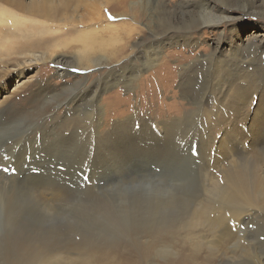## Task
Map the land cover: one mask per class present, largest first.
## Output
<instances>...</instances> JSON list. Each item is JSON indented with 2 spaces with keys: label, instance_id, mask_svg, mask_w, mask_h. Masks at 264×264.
Wrapping results in <instances>:
<instances>
[{
  "label": "rangeland",
  "instance_id": "374dc122",
  "mask_svg": "<svg viewBox=\"0 0 264 264\" xmlns=\"http://www.w3.org/2000/svg\"><path fill=\"white\" fill-rule=\"evenodd\" d=\"M157 2L163 8H153ZM177 2L138 0V31L141 32L136 50L140 65L137 63L138 74L129 70L122 78L108 75L107 83L101 84V97L95 104L104 106L106 114L97 134L93 129L94 121L81 117L80 112L73 109L75 105H68L72 104L71 95L78 94L85 86H95L99 78L97 71L89 74L87 83L81 82L82 77L77 72L74 77L60 78L62 67L49 61L44 72H40V66L19 73L15 71L7 78L3 89L0 85V100L16 93L23 82L31 86L26 93L17 96L16 102L21 104L12 120L8 119L14 123L0 125V161L4 163L0 168L15 170L14 173L0 171V186L6 184L2 197L16 204L12 216L4 214L7 209L0 210V264H41L45 257L58 264H71V259L76 264H116L117 261L119 264H264L263 211L245 219L224 245L215 243L214 232L200 224L203 220L189 225L187 233L182 229L183 222L193 216L191 210L195 204L210 203L214 199L207 192L211 190L214 177H222L223 171L237 164L249 170L254 163L251 162L253 153L264 166V139L257 142L255 151L249 147L247 138L246 143L240 144L219 133L226 129L224 126L234 125L236 121L229 112L232 108L229 97L225 98L231 107L225 110L228 125L226 118L221 116L224 111L218 99L227 86L217 77L216 65L208 60L212 48L220 40L222 50L216 57L224 62L229 75L234 74L233 65L241 56L228 59L231 43H240L251 34H259L258 40L264 45V0H224V3L208 0L216 9L231 10L233 18L222 29L201 27L188 35V42L165 40L163 60L157 67L147 69L143 66V54L154 45L146 26L156 28V25L161 32L166 30L168 37L178 33L175 29L182 26V22L173 14L183 13L178 10ZM164 6L166 11L162 14ZM142 7L151 16L149 22L142 15ZM12 57L18 58L16 63L26 60L19 55ZM12 65L9 68H13ZM255 65L264 69L261 61ZM72 68L65 67L70 72ZM36 73L40 76L34 82H26ZM135 75L138 78L133 80ZM75 81H79L78 87L74 85V89L60 96L49 93L48 101L33 102L37 85L42 91L52 87H58L59 91L65 82ZM239 84H242L240 80L230 83L228 96L241 86ZM259 97L251 100L249 109H253ZM189 99L200 104L209 102L204 113L209 119H202V124L196 126L209 131L208 138L187 129L184 114L195 109ZM243 111L241 120L246 113ZM215 112L218 120L213 117ZM37 113H44L39 122L35 117ZM50 115L54 116L46 118ZM16 119L20 120L15 122ZM117 119H127L130 124L117 133L119 136L107 137L105 133L110 130L112 134L117 132L111 129L112 121ZM163 122L165 125L169 122L166 134H163ZM33 138L34 142L29 143ZM220 141L226 145L220 150L223 155L216 152ZM16 142H22L17 149L13 145ZM24 143L37 146L30 156L18 153ZM193 149L197 155H193ZM218 153L221 157H217ZM259 172L263 177L261 170ZM37 185L44 190L41 199L32 191ZM159 227H167V234L157 232L162 238L151 243V236ZM67 245L90 248L82 255H72L74 252L70 251L57 262L51 248L61 249ZM35 252H39L37 257L33 256Z\"/></svg>",
  "mask_w": 264,
  "mask_h": 264
},
{
  "label": "bare ground",
  "instance_id": "6f19581e",
  "mask_svg": "<svg viewBox=\"0 0 264 264\" xmlns=\"http://www.w3.org/2000/svg\"><path fill=\"white\" fill-rule=\"evenodd\" d=\"M217 1L224 3V0ZM177 3L180 5L178 10L183 13L178 14L176 11L173 14L175 18L178 16L182 22V26L175 29L178 33L175 32L168 37L166 30L165 32H161L156 25H154L156 28H151V26L148 25L146 26L147 30L152 35L153 43H151L154 45L152 50H147L145 55L143 54V66H146L147 69L154 68L155 66L157 67L163 60L165 40L177 43L175 39H179L178 41L188 42V35H191V33H194V31L199 30L201 27L208 26L222 29L223 26L233 18V14L230 12L231 10L229 11L226 7L216 9L215 6H211L208 0H178ZM140 4H142L141 1ZM160 4V2H157L156 6L152 7L156 10L161 9L163 5L160 7ZM142 9V15H144L146 21L149 22L151 16L145 13L144 7H142ZM163 11H166L165 6L161 11L162 14H165ZM156 18L159 20L160 17ZM201 21H203V23H200ZM158 25L161 26V23H158ZM140 33L141 32L138 31V0H0V85H3L1 89L6 86L7 78L12 73H15V71L19 73L28 68L40 66V72H44L46 62L49 61H54L55 64L62 67L60 70L61 74H58L60 78L67 76L71 78L79 73L82 77L81 82L87 83L86 79L88 76H91L89 74H93L97 71L96 73L99 78L95 86L88 85L83 87L78 94L71 95V97H73L70 99L72 100V104L68 103L71 107L75 105L73 109L76 108V111L80 112L81 117L89 118L94 121L95 127H93V129L97 134L99 128L105 122L106 114L104 106L95 104L101 94V84L107 83L108 75L110 77L119 75L120 78H122L124 77V73L129 70L130 73L138 74L136 68L139 65V59L136 55V50H138V35ZM258 35L259 34H251L245 38V40L241 41L242 43H231L233 47L230 49L232 51L227 55L229 56L228 59L241 56L238 59L236 58L237 62L233 65V67H235L234 74L229 75V70L225 67L224 62L219 61L216 57L222 50L219 46L220 40H218L215 47L212 48L208 59L216 65V69H218L215 70L217 72V77H221L227 86L224 91L220 92V98L218 99V101L221 102L220 108L224 111L223 115L221 113L219 114L226 118L225 123L228 125L229 117H227L226 111H228V108L232 107L229 112L236 121L234 125L232 124L230 126H224V123H222V126H224V128L226 127V129L218 132L221 136H225L224 138L231 137L240 141V144L246 143L245 138H247L250 144L249 147L251 149L254 148L253 150H255L256 145H258L257 142L264 139V73L260 72V70L264 69L255 65L256 62L261 61L263 62L261 66L264 68V45L258 40ZM157 36L159 37L156 38ZM13 54L22 56L26 60H24L23 63H16V61L19 60L17 57H12ZM10 65H12L13 68H9ZM66 66L76 68L78 71H75V73L73 71L70 72L65 69ZM224 68L227 69L224 70ZM35 75L37 77H29L26 82H34L35 79L40 76L37 73ZM226 75H228V77H225ZM230 76H233L234 80L233 78L230 79ZM137 78L138 75H135L133 80ZM99 79L101 81H99ZM235 80H240L242 84H239L241 86H239L237 90L234 89L235 92L228 96L231 86L230 83L232 84ZM223 82L220 83V85H222ZM21 84L18 85L19 87L17 86L18 88L16 87V93L6 95L0 100V125H4V127L14 123V121L11 120L14 114H16L15 112L18 111L17 106L21 104L20 102H16L17 96L21 92L26 93L31 87L25 82ZM74 85L78 87L79 81L69 84L65 82L64 88L62 87L59 91L57 90L58 87H52L51 89L45 88L42 91L41 87L37 85L35 95L33 96V102L37 103L39 99L41 101L42 99L48 101V97L46 96L49 93L60 96L62 92L74 89ZM258 95L260 96L258 103L253 106V109H249L251 100L258 97ZM87 96L90 98L88 99ZM227 97L231 100V107L227 105L228 101H225ZM13 103L16 104L12 107ZM78 103L79 105H77ZM190 103L195 106V109L184 114V119L188 125L187 129L192 131L195 135L208 138L209 131H204L205 129L203 130L201 127L196 126L202 124V119H209V116L204 115L205 109L209 107V102L200 104V102L195 103L190 101ZM69 106H67L66 109H69ZM245 109L247 110L245 111ZM242 110L246 113L244 117L242 116L241 120L240 113ZM54 115L47 116L46 118L51 119ZM208 115L212 114L209 113ZM35 117L39 122V120H42V117H44V113H37ZM213 117L218 120V114L216 112ZM19 120L20 119H16L15 122ZM165 123L166 122L161 123L163 130H165L163 134L168 133L167 126L169 122L167 125H165ZM129 124L130 122H128L127 119L124 121L120 119L113 120L111 129L113 132H117L112 134L110 130L105 134L107 137L113 135V137L119 136L120 134L117 133L124 130ZM31 142H34V138L32 141H29V143ZM17 144V142L13 144L14 147L16 146V149L20 146V144ZM224 146L226 145L220 141L216 152L224 150ZM36 147L37 146L32 147L30 144L26 145L24 143L20 147V150H18V153H29L30 156V153ZM220 153L222 154V151H220ZM218 154L217 157H221V155ZM251 160V162L254 163L253 165L251 163L252 167L249 170L243 169L241 165L237 164L238 166H234L235 168H230V170L226 172L223 171L221 173L223 175L222 177H214L213 185L210 184L211 190H207L208 194L213 196L214 199L209 201L210 203L206 201L202 202L201 200L202 203L195 204V207L193 206L194 209L191 210L192 213L190 212L193 216L191 217L189 214L190 217L188 216L189 218L183 222L184 227L182 229H185L186 233L189 225H192V223L196 221L203 220L200 224L214 232L213 234L216 237L215 243L224 245L226 243L225 241L233 236L237 226L245 222V219L249 220L252 216L257 215L258 212H264V166L262 160L258 159V155L255 153L252 154ZM3 164L4 163L0 161V165ZM260 170L263 173V177H260ZM5 189L6 184L2 183L0 186V210L5 208L7 210L4 214L12 216L15 214L16 204L12 199L9 200L2 197V193ZM32 191L40 199L42 195H44V190L41 185H37ZM187 212L189 213V211ZM166 229L167 227H159L155 229L158 230L156 232L152 230L151 232L154 231L155 233L151 236V243L159 242L162 236L157 232H161L162 235H165L167 234ZM195 230L197 229L195 228ZM151 232H149V236ZM234 245H236V243ZM89 248L90 247L67 245L61 249L51 248L50 250L46 248L45 251L49 252L50 250V252H55L56 254L53 257L60 263V261L64 259V254L68 253L69 255L70 251H73L74 253L72 255H82L83 253H88ZM45 251L42 252L45 253ZM33 254V256L36 255L35 257H37L39 252ZM71 260L73 261L71 264L77 263L74 259ZM41 264L58 263L51 262L45 257L41 261ZM116 264H119V262L117 261Z\"/></svg>",
  "mask_w": 264,
  "mask_h": 264
},
{
  "label": "snow or ice",
  "instance_id": "6c2138e0",
  "mask_svg": "<svg viewBox=\"0 0 264 264\" xmlns=\"http://www.w3.org/2000/svg\"><path fill=\"white\" fill-rule=\"evenodd\" d=\"M110 19H111V17H110ZM71 71L75 72V71H78V69L73 68V69H71ZM193 155H197L195 149H193ZM0 171H3L4 173H9V172L14 173L15 170L14 169H9L7 167H4V168H0Z\"/></svg>",
  "mask_w": 264,
  "mask_h": 264
}]
</instances>
